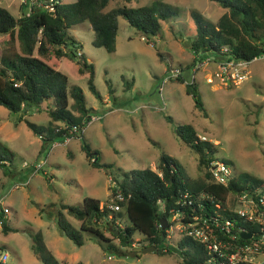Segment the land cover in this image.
<instances>
[{
    "label": "rangeland",
    "instance_id": "obj_1",
    "mask_svg": "<svg viewBox=\"0 0 264 264\" xmlns=\"http://www.w3.org/2000/svg\"><path fill=\"white\" fill-rule=\"evenodd\" d=\"M25 1L0 0V5L17 17L28 13L34 0ZM151 1L109 0L107 8L121 3L138 6ZM164 1L174 5L178 13L162 21L158 35L142 34L118 16L113 51L92 43L94 33L88 20L69 29L78 43V51L93 63V83L99 96L89 87V71L80 72L74 59L53 52L46 57L68 76V108L71 109L73 101L70 88L78 85L88 114L97 116L89 117L67 141L41 146L39 134L27 125L26 119L46 123L49 119L46 110L31 107L28 111L13 112L0 105L1 153L9 156L4 160L5 165L0 166V209L4 210L8 225L14 228L5 233L0 223V254L7 253L4 264H42L31 246V233L37 230L41 231L45 245L64 264L77 261L184 264L177 233L158 244L161 251H144L147 239L136 230L131 242L138 247L131 252L132 245L121 244L118 232L112 233L114 225L103 220L97 223L110 240L83 230L80 245L61 233L57 225L58 210H62L71 227H79V221L62 209L61 203L79 206L85 196L98 198L100 204L109 202L113 177L118 180L123 170L131 168L154 169L162 151L182 164L186 177L204 179L208 167L200 165L198 152L176 135L174 123L193 124L202 140L213 143L216 159L224 161L232 174L246 171L264 178V56L249 61V75L238 84H220L216 78L213 82L206 81V73L213 72L216 63L192 69L193 62L198 60L193 61L189 46L196 32L191 11L197 10L216 21L225 8L214 0ZM18 48L16 38L8 44L0 34V52ZM170 67H180L181 73L165 79ZM192 79L206 116L195 107L193 96L187 92L186 83ZM46 104L52 106L53 102L49 99ZM83 142L98 150L99 161L111 163V167L105 170L94 166L82 149ZM36 162L41 167L35 169ZM115 212V224L119 227L130 224L123 211Z\"/></svg>",
    "mask_w": 264,
    "mask_h": 264
},
{
    "label": "trees",
    "instance_id": "obj_2",
    "mask_svg": "<svg viewBox=\"0 0 264 264\" xmlns=\"http://www.w3.org/2000/svg\"><path fill=\"white\" fill-rule=\"evenodd\" d=\"M27 1L29 0L25 2ZM214 1L225 8L216 21L204 17L197 10L191 11L196 29L189 44L193 61L203 59L207 55L218 60H250L264 52V0ZM25 2L21 3V8ZM108 2L109 0H34L30 4L29 12L17 17L0 5L2 40L9 44L16 38L19 43L16 50L5 49L0 52V105L13 112L28 111L31 107L46 110L49 116L46 123L37 124L26 119L27 125L39 134L42 147L70 137L90 117L84 94L78 85H72L70 88L73 101L71 109L68 108V76L46 59L50 52L74 59L80 72L87 69L89 87L97 96L100 95L93 83V63L88 62L84 53L78 51V43L69 32L72 26L88 20L94 33L92 43L113 51L118 16L126 19L142 34L154 36L161 32L162 21L178 13L174 5L164 0H152L150 4L138 6L121 3L107 8ZM65 46L69 49L65 50ZM178 78L183 81L182 77ZM186 87L187 92L193 96L195 107L206 116L207 111L195 81H187ZM49 99L53 102L52 106L45 105ZM167 118L172 121L171 116ZM174 132L186 145L198 152L200 165L208 167V162L216 159L213 143L202 140L193 124L174 123ZM2 148L0 144V166L5 165L4 160L9 157L7 153H1ZM82 149L94 166L105 170L111 167V163L100 162L98 150L91 149L87 143L83 142ZM204 175V179H189L182 164L169 153L162 151L155 169L148 166L131 168L123 170L118 180L114 178L112 197L118 192L122 195V199L114 198L120 206L117 211H123L130 224L119 227L115 224L116 210L108 208L106 203L100 204L96 197L85 196L79 206L61 203V208L79 221V227H71L64 212L58 210V228L78 245L83 242V230L93 231L100 238L110 240L97 223L98 220H103L114 225L112 233H115V229L118 230L117 236L121 244L131 243L132 235L138 230L147 239L145 246L153 244L157 251H161L162 248H159L158 244L165 240L166 232L163 230L162 237L159 219L168 217L170 207L177 205L175 200L185 189L193 195L205 190L221 201L229 194L242 190H249L257 197L264 195V178L249 172L231 174L226 185L214 181L209 169L205 170ZM159 198L165 201L162 211L158 210ZM112 212L114 214H111ZM222 212L255 231L254 225L240 219L233 210L226 208L222 209ZM0 223L5 233L14 230L8 225L3 209H0ZM31 238L33 252L42 264H64L45 245L40 230L31 233ZM239 239L248 241L240 237ZM178 245L184 254V264H201L206 256L203 244L192 236L179 237ZM131 252H135V249H131ZM74 264L83 263L77 261Z\"/></svg>",
    "mask_w": 264,
    "mask_h": 264
},
{
    "label": "built area",
    "instance_id": "obj_3",
    "mask_svg": "<svg viewBox=\"0 0 264 264\" xmlns=\"http://www.w3.org/2000/svg\"><path fill=\"white\" fill-rule=\"evenodd\" d=\"M259 56H264V52L252 59ZM250 60H218L207 56L195 62L192 69L206 67L210 62H215L216 68L213 72L206 73V81L213 82L216 78L220 84L235 85L248 77ZM180 73V67H170V74L165 79L178 76ZM96 117L92 115L90 119ZM68 138L64 140L67 141ZM39 167L41 163L36 162L35 169ZM208 169L214 181L224 185L228 183L232 174L230 167L224 161L217 159L208 162ZM114 198L122 199V195L119 192L116 193L106 206L112 210H118L120 206ZM157 203L158 210H164L165 201L159 198ZM175 203L177 205L169 209L167 224L164 228L165 237L169 238L177 233L179 237L192 236L201 242L206 250V256L201 264H264V195L257 197L249 190H242L229 194L225 200L221 201L205 190L193 195L185 189ZM226 208L236 212L238 217L249 225H254L255 231L248 229L245 224L237 223L235 218L223 214L222 209ZM186 211L189 213L187 214ZM242 231L251 232V235L244 238L241 236ZM239 237L248 241H241ZM130 245H132L131 249L138 247L134 242ZM6 258V252L0 254V261L4 262Z\"/></svg>",
    "mask_w": 264,
    "mask_h": 264
},
{
    "label": "water",
    "instance_id": "obj_4",
    "mask_svg": "<svg viewBox=\"0 0 264 264\" xmlns=\"http://www.w3.org/2000/svg\"><path fill=\"white\" fill-rule=\"evenodd\" d=\"M73 51H74V52H77V50H75V49H73ZM113 179H114V177H113ZM159 221H160L159 225H160V228H161V230H162V237H164L163 230H164V228L166 227V224H167V218H165V217H161V218L159 219ZM115 232L117 233L118 230H115ZM250 235H251V232H248V231H242V232H241V236L244 237V238L249 237ZM155 248H156L155 245L150 244V245H146L145 247H143V250H144V251H147V250H154Z\"/></svg>",
    "mask_w": 264,
    "mask_h": 264
},
{
    "label": "crops",
    "instance_id": "obj_5",
    "mask_svg": "<svg viewBox=\"0 0 264 264\" xmlns=\"http://www.w3.org/2000/svg\"><path fill=\"white\" fill-rule=\"evenodd\" d=\"M56 67H57V66H56ZM102 100H105V102H107L106 99H102Z\"/></svg>",
    "mask_w": 264,
    "mask_h": 264
}]
</instances>
